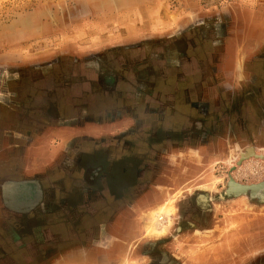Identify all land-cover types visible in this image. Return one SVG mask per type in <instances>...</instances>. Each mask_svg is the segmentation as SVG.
<instances>
[{
  "label": "crops",
  "instance_id": "obj_1",
  "mask_svg": "<svg viewBox=\"0 0 264 264\" xmlns=\"http://www.w3.org/2000/svg\"><path fill=\"white\" fill-rule=\"evenodd\" d=\"M184 31L155 34V38L131 34L95 50L66 53L42 72L40 80H48V87L35 89L37 79L22 77L16 96L3 104L0 170L6 176L0 189L3 185L1 192L11 210L8 213L28 215L40 206L42 196L45 200L51 197L46 205L62 212L54 223L63 230L70 225L71 237L64 241L67 247L61 259L68 264H102L104 260L118 264L128 246L145 243L140 213L158 206L183 182L207 184L211 166L237 164L249 145L256 153H264V115L257 114L264 112V99L244 92L247 69L257 78L264 76V46H257L251 57L247 48L234 45L235 34L206 43L199 34L183 35ZM174 37L184 44H177ZM63 59L65 65L60 62ZM182 98L187 103L185 112L192 115L176 114L175 103ZM0 100L4 103L3 97ZM169 115L173 125L166 122ZM145 130L147 138L139 142L135 135ZM87 144L95 151H84ZM134 149L136 153L129 157L113 159L114 150ZM255 171H240V179L234 178L233 172L231 176L240 184H257L264 174ZM55 172L65 174L70 188L66 189L65 179L48 182ZM257 174L261 180L257 176L249 180ZM18 178H23L24 185L34 184L25 192L35 194L36 199L26 200L35 208L26 213L12 204L17 200L14 184H21L16 182ZM166 200L152 213L153 219L166 215V207L171 206ZM256 218L259 221L254 225L246 221L242 226L245 243L246 230L253 227L262 229L254 238L256 244L262 242H257V237L263 238L264 220ZM51 226L47 230L39 226L47 239L34 236L30 244L48 248L62 244V233H52ZM236 227L240 228V223ZM241 239L223 243L232 249L242 244ZM20 243H24L23 238ZM57 255L47 259L58 260ZM227 257L226 250L219 259L226 262Z\"/></svg>",
  "mask_w": 264,
  "mask_h": 264
},
{
  "label": "rangeland",
  "instance_id": "obj_2",
  "mask_svg": "<svg viewBox=\"0 0 264 264\" xmlns=\"http://www.w3.org/2000/svg\"><path fill=\"white\" fill-rule=\"evenodd\" d=\"M247 1L0 0V90H2L4 100V103L0 102V105H2L0 106V112H3L5 100L8 101L11 96H16L15 92L18 91L17 83L20 78L30 77L37 79V83L34 85L35 89L37 87H48V80L41 81L40 78H43L42 72L49 70L48 67L52 61H57L58 58H62L66 53L81 49L95 50L101 48L109 42L126 38L131 34L151 35V37L155 38V34H177L178 30L184 29L183 35L193 32L196 35L199 34L200 39L205 42L211 41V38L212 40L215 37L220 39L227 34H235L233 37L235 39L234 45L247 48L248 52L246 54L253 57L255 48L260 45L264 46V0L263 2L257 0ZM177 36L179 37V35ZM178 37H174V39L178 40L177 44H184ZM140 38H137V40H141ZM60 62L65 65V59L60 60ZM245 73L248 76V83L244 88V90L246 89L244 92L249 93V95H259L264 99V76L257 78L251 69H247ZM180 100L182 101L175 103L176 114L182 112L184 115H192L191 112H185V109H187L185 104L187 103L184 98ZM237 112H245V109H240L239 111L237 109ZM257 114L262 116L264 112H257ZM173 120V117L169 115L166 122L169 125H173ZM197 124L198 121L195 122V125ZM147 133L148 130H145V132L135 135V138L139 142L145 141ZM2 137L3 135L0 136V142ZM133 137L131 136L127 139H132ZM95 149L91 144L84 146V151H87V153L95 151ZM236 151L237 149L233 150V156H235ZM135 153V149L128 152L114 150L113 159L122 155L129 157V155ZM131 159H133L132 156L130 157ZM251 162L249 160L243 161V164L234 162L232 165H228L226 169L229 168L228 171L233 172V177L236 179H240V171L247 173L252 171L253 168L258 172L260 171V174H264L263 160L259 159L257 162ZM18 163L22 164V160H19ZM256 171L253 173H256ZM223 172L224 168L219 164L215 166V171H212L209 176L220 177L219 175ZM260 174L252 175L249 180L255 176L261 180ZM93 175L94 172L92 173ZM5 176L6 174L4 175L0 170V182L2 180L4 182L3 177ZM7 177L13 179V176ZM64 177L66 176L63 172H55L54 177L49 178L48 182L53 179H62L63 181L65 179L66 189H68L70 188V181ZM73 179L77 178L73 177ZM16 182L21 184H14L16 186L14 190L17 193V200L16 202L13 201L12 204L24 209V213H26L35 208H31V201H26L29 198L36 199L35 194L33 193L30 196L29 193L25 192L27 188H34V184L24 185L25 181H23V178ZM250 184L253 185V183L245 182L243 185L247 186ZM1 189L0 264H68V262L61 259H63L64 249L67 247L64 241L65 239L69 240L71 237L70 225L66 228L68 231L66 232V230L62 229V226H57L54 223L55 220L62 217V212H60L61 209L58 207L46 205L48 203L46 200L51 199V197H47L45 200V197L42 196L43 201L39 202L40 206L37 204L39 207L28 214L33 219H29L28 215L19 216L8 213L11 210L5 204ZM61 192L62 189L60 190ZM168 197H164L160 204L156 206L158 208L151 206L145 212L139 214L138 220H140L142 232L147 236L145 243H143L144 241H137L132 248L128 246L126 253L124 252L125 255L120 256L118 264H159L158 261L161 259L162 252L175 254L177 259H181V262L186 264L187 262L189 264L198 262L205 264L210 260L209 258H215L212 261L215 264H264V232L262 231L263 238L257 237V242L261 240L262 242L256 244L254 239L258 235L256 232L260 231L261 233L262 229L256 230L253 227L254 229L246 230L248 235L246 236V243L245 239H243L245 231L243 233L242 230V226H245L246 221L249 226L259 221L256 218L257 216L261 218L260 221L264 220L262 218L264 217L263 203L260 204L257 199L222 201L219 198H213L212 203L217 207V219L215 222L213 221L215 227L212 232L198 234L194 232L193 226L188 223L193 220L191 215H193L192 207L195 208L194 203H192L194 198L190 197L191 199L185 198L183 200L175 198L173 203L178 199L177 203L180 206L182 205L181 210L182 208L188 210L189 214L185 218L183 217V222L181 221V232L180 230L177 232L172 229L170 234L166 235L171 215L175 214L174 207L172 206V212L165 213L166 216L161 219L160 217L153 219V223L151 218L154 211L161 209L166 198V202L171 200ZM53 199L56 198L53 197ZM191 205L192 207H190ZM45 208L47 212H45ZM218 210L222 212L218 213ZM239 223L241 225L240 228L236 227ZM83 224L82 226L85 227L87 221L83 222ZM158 224L161 226H158ZM209 224L212 225V221H209ZM41 225H44L46 230L49 225H52L50 227L52 233H62L61 238L63 239L64 237L62 240L64 246L60 244L48 248L45 245L35 246V244H30L34 236L41 239V241L47 239L45 230L43 228L37 229ZM159 227L164 230L161 234L158 233L160 231ZM152 228L158 231L151 233L153 232ZM176 236L177 240H182L180 243H177V240L176 243L175 241L172 243L173 238ZM241 236L243 237L242 239ZM22 238L23 244L20 243ZM231 238L234 240L236 238L241 239L242 244L237 243L233 245L232 249L230 247L227 248L226 246L228 245L226 244L228 243L223 242ZM51 239L57 238L51 237ZM148 243H156L154 250L149 251ZM226 250L229 251V257H227L226 262H223L219 258L223 256V252ZM56 252L59 253L57 256H60V259L55 261L47 259V256ZM151 252H153L152 256L146 257L144 255ZM10 255H12L13 259L10 258ZM101 263L107 264L108 262L104 260ZM113 263L115 264L116 262Z\"/></svg>",
  "mask_w": 264,
  "mask_h": 264
},
{
  "label": "flooded vegetation",
  "instance_id": "obj_3",
  "mask_svg": "<svg viewBox=\"0 0 264 264\" xmlns=\"http://www.w3.org/2000/svg\"><path fill=\"white\" fill-rule=\"evenodd\" d=\"M2 94H3L2 90H0V96L1 97H3ZM249 146H251V145H249ZM247 148L245 149V151L242 154L244 156V158H245V152H246ZM251 149H252V155L251 156L260 157V159L263 160V162H264V153H256L252 146H251ZM217 165H219V164L216 163L214 166H211L209 172L210 173L212 171L214 172L215 166H217ZM219 176L220 177L213 175V177H210L211 180L209 182H207V184L206 183L201 184L202 183L201 181L200 182L197 181V183H194V184H192V182H189V183L183 182L184 184L179 185V189L181 191V195L178 196L179 200H183L185 198L191 199L190 197L194 198L193 199L194 201H192V203H194L195 208H193L192 205L190 206V207H192V214L193 215H191V217L193 220H191V222H188V223L191 226H193L194 232H196L198 234H206L208 232H212V229L215 227L213 225V221L215 222V220L217 219V217H216L217 207H216V205H214V203H212L213 198H215V199L219 198V200H222V201H232V200H234V201L239 200L240 201L241 199H244V200L257 199L260 204L261 203L264 204V189L259 191L257 194L252 195L249 190H244V189L240 190L239 186L236 185V186H238V188L235 187L236 193H234V192H232L233 190H232L231 184H230L231 181H233L234 183L239 184L241 186H246V185H243V184H240V183L234 181L232 179L231 172H229L228 169H226V168H224V172ZM263 181H264V179L261 182H263ZM237 190L238 191L240 190V191L238 192ZM172 193H173V191H169L168 196L170 197V195ZM178 199H177V201H178ZM177 201H175L173 204L174 208H175V210H174L175 214L171 215L170 221H169L168 226H167L168 231H167L166 235L170 234V231H172V229H175V231H177V232L180 230V232H181L182 227L180 225H182V222H183L182 219H183V217L185 218V216L187 214H189L188 210H185L183 208L181 210L182 205L180 206L177 203ZM206 215H209V216H206ZM209 221L210 222L212 221V225L209 224ZM176 240H177V236L175 238H173L172 243L174 241L176 243ZM180 241H182V240H177V243H180ZM156 243H148L149 251L154 250ZM146 254H144L146 257L152 256L153 252L146 253ZM213 259H215V258H213ZM213 259H210L205 264H215L214 262H212ZM158 263L159 264H186L184 262H181V259H177L175 257V254H169L166 252L161 253V259H160V261H158ZM187 264H189V262H187ZM194 264H202V263L198 262V263H194Z\"/></svg>",
  "mask_w": 264,
  "mask_h": 264
},
{
  "label": "bare ground",
  "instance_id": "obj_4",
  "mask_svg": "<svg viewBox=\"0 0 264 264\" xmlns=\"http://www.w3.org/2000/svg\"><path fill=\"white\" fill-rule=\"evenodd\" d=\"M251 155H252V149H251V146H249L248 148H247V150H246V152H245V158H244V156L242 155V159H248L249 157H251ZM253 157V156H252ZM253 158H260V157H256V156H254ZM208 181V180H207ZM231 188H232V192H234V193H236V188H238V186H239V188H240V190L241 189H244V190H249L250 192H251V194L252 195H254V194H257L259 191H261V190H263L264 189V181L263 182H261V183H259V184H253V185H247V186H245V187H243V186H241V185H239V184H236V183H234L233 181H231ZM236 185H238V186H236ZM236 187V188H235ZM239 190V191H240ZM238 191V190H237ZM238 191V192H239ZM178 194H180V190L177 188V189H175V190H173V193H172V195L170 196V198H171V200L169 201V204L171 205V206H167L166 207V213L168 214V212H172L173 211V208H172V204H173V200L176 198V195H178ZM164 206V205H163ZM153 213H155V211L153 212ZM166 216V215H165ZM155 217V216H154ZM153 219V218H152ZM151 219V220H152ZM153 229V228H152ZM149 230V229H148ZM159 230L160 231H158V230H156L155 231V229H153V232H151V233H155V232H157L158 231V233L159 234H161V233H163L164 232V230L163 229H161V228H159ZM150 234V233H149ZM157 234V233H156ZM163 235V234H162ZM161 240V239H160ZM208 245V244H207ZM201 246V245H200ZM205 247V246H204ZM211 249V248H210ZM194 250V249H193ZM195 251V250H194ZM191 254V253H190Z\"/></svg>",
  "mask_w": 264,
  "mask_h": 264
},
{
  "label": "water",
  "instance_id": "obj_5",
  "mask_svg": "<svg viewBox=\"0 0 264 264\" xmlns=\"http://www.w3.org/2000/svg\"><path fill=\"white\" fill-rule=\"evenodd\" d=\"M242 161H243V159H242V156H241V159H240V161L238 162V164H240ZM243 187H245V186H243Z\"/></svg>",
  "mask_w": 264,
  "mask_h": 264
}]
</instances>
